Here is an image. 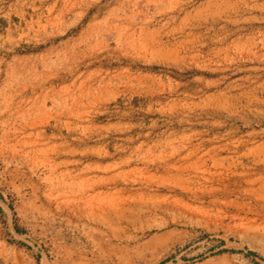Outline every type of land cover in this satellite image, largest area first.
Instances as JSON below:
<instances>
[{"label":"rangeland","instance_id":"obj_1","mask_svg":"<svg viewBox=\"0 0 264 264\" xmlns=\"http://www.w3.org/2000/svg\"><path fill=\"white\" fill-rule=\"evenodd\" d=\"M263 87L264 0H0L6 237L35 264H264Z\"/></svg>","mask_w":264,"mask_h":264},{"label":"crops","instance_id":"obj_2","mask_svg":"<svg viewBox=\"0 0 264 264\" xmlns=\"http://www.w3.org/2000/svg\"><path fill=\"white\" fill-rule=\"evenodd\" d=\"M7 218L8 230L14 234L13 216L8 206L0 202V264H35L28 252L21 249L10 237H6L1 218Z\"/></svg>","mask_w":264,"mask_h":264},{"label":"bare ground","instance_id":"obj_3","mask_svg":"<svg viewBox=\"0 0 264 264\" xmlns=\"http://www.w3.org/2000/svg\"><path fill=\"white\" fill-rule=\"evenodd\" d=\"M263 88H264V87H263ZM260 147H261V146H260ZM262 147H263V146H262ZM262 147H261V148H262ZM257 148H258V147H257ZM255 150H256V148H255ZM262 151H263V150H262ZM262 151H260V152H262ZM256 153H257V151H256ZM255 156H256V155H255Z\"/></svg>","mask_w":264,"mask_h":264}]
</instances>
